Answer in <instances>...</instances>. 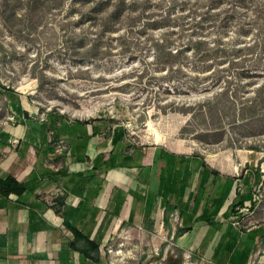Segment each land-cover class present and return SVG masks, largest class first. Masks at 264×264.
<instances>
[{
	"label": "rangeland",
	"instance_id": "rangeland-1",
	"mask_svg": "<svg viewBox=\"0 0 264 264\" xmlns=\"http://www.w3.org/2000/svg\"><path fill=\"white\" fill-rule=\"evenodd\" d=\"M19 97L137 143L232 151L264 225V0H0V129ZM167 241L127 232L104 251L109 264H195Z\"/></svg>",
	"mask_w": 264,
	"mask_h": 264
},
{
	"label": "crops",
	"instance_id": "crops-1",
	"mask_svg": "<svg viewBox=\"0 0 264 264\" xmlns=\"http://www.w3.org/2000/svg\"><path fill=\"white\" fill-rule=\"evenodd\" d=\"M17 103L0 129V181L22 186L0 190V264H109L114 237L159 231L195 264H264L253 173L235 175L232 151L137 143L105 121L43 119Z\"/></svg>",
	"mask_w": 264,
	"mask_h": 264
},
{
	"label": "trees",
	"instance_id": "trees-1",
	"mask_svg": "<svg viewBox=\"0 0 264 264\" xmlns=\"http://www.w3.org/2000/svg\"><path fill=\"white\" fill-rule=\"evenodd\" d=\"M35 111V110H34ZM36 112V111H35ZM37 113V112H36ZM0 190L5 195L14 192V193H21L22 186L18 184L15 180H13L10 177H7L5 180L0 181ZM93 250L95 253L98 254V248L97 246H93ZM181 263V257H179L178 261L175 262V264Z\"/></svg>",
	"mask_w": 264,
	"mask_h": 264
},
{
	"label": "built area",
	"instance_id": "built-area-1",
	"mask_svg": "<svg viewBox=\"0 0 264 264\" xmlns=\"http://www.w3.org/2000/svg\"><path fill=\"white\" fill-rule=\"evenodd\" d=\"M63 147V145L61 143H58L55 147V150L57 153H60L61 152V148ZM252 198H253V202L255 203L257 201V196H256V193H255V188H253V193H252ZM235 225H240L239 222H236L234 223Z\"/></svg>",
	"mask_w": 264,
	"mask_h": 264
}]
</instances>
